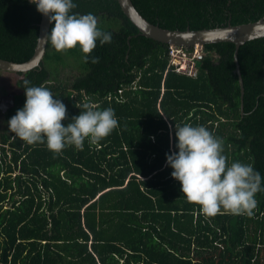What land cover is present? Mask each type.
<instances>
[{
    "label": "trees",
    "instance_id": "trees-1",
    "mask_svg": "<svg viewBox=\"0 0 264 264\" xmlns=\"http://www.w3.org/2000/svg\"><path fill=\"white\" fill-rule=\"evenodd\" d=\"M132 1L169 30L264 17V0ZM75 2L73 11L94 14L112 42H97L89 54L100 58L96 64L85 63L78 47L57 51L48 43L41 67L20 74L19 91L3 103L5 123L24 106L28 80L66 104L65 126L87 98L114 109L119 127L99 145L85 140L83 150L54 153L0 124V264H264V191L251 216H207L167 165V154L178 151L175 123L204 125L223 139L227 164H251L264 177V38L239 49L242 113L233 43L204 46L191 78L169 67V45L143 36L118 0ZM41 19L30 0H0V58L29 61ZM71 65L78 74L66 84L59 68Z\"/></svg>",
    "mask_w": 264,
    "mask_h": 264
},
{
    "label": "clouds",
    "instance_id": "clouds-1",
    "mask_svg": "<svg viewBox=\"0 0 264 264\" xmlns=\"http://www.w3.org/2000/svg\"><path fill=\"white\" fill-rule=\"evenodd\" d=\"M37 10L53 25L44 39L57 51L79 48L84 62L96 64L97 56L89 54L100 45L111 43L113 35L99 26L92 14L74 12L75 0H30ZM26 102L7 121L15 137L36 144L46 142L54 153L68 146L83 150L85 140L90 145L99 143L119 127L114 109L100 108L88 101L83 111L68 118L66 104L55 98L50 89L34 86L25 80ZM171 127V125H170ZM175 148L167 154V165L172 177L181 183V191L188 201L200 206L204 215L215 216L227 212L234 215L254 214L256 194L264 191V177L253 165L240 161L226 163L224 141L204 125L175 123ZM154 139V137H153Z\"/></svg>",
    "mask_w": 264,
    "mask_h": 264
},
{
    "label": "water",
    "instance_id": "water-1",
    "mask_svg": "<svg viewBox=\"0 0 264 264\" xmlns=\"http://www.w3.org/2000/svg\"><path fill=\"white\" fill-rule=\"evenodd\" d=\"M118 3L127 18L137 27L143 36L162 44L192 48L196 45L207 46L218 43H233L236 46L234 54L235 73L239 78L242 100L241 110L244 113L245 87L239 63V49L249 41L264 38V17L258 22L238 26L228 25L227 27L202 30H191L190 28L186 30H169L154 25L145 19L137 10L132 0H118ZM51 26L52 24L48 18L42 14L34 56L25 63H15L0 58V70L25 74L41 67L49 43L44 37L45 33L51 30Z\"/></svg>",
    "mask_w": 264,
    "mask_h": 264
},
{
    "label": "rangeland",
    "instance_id": "rangeland-1",
    "mask_svg": "<svg viewBox=\"0 0 264 264\" xmlns=\"http://www.w3.org/2000/svg\"><path fill=\"white\" fill-rule=\"evenodd\" d=\"M177 47L175 45H169V47ZM189 58L186 56L185 59ZM73 62V61H72ZM60 78L65 81L66 84H70L74 77L78 74V71L73 65L59 68ZM180 74V73H177ZM190 77V76H188ZM194 78V77H191ZM21 79V75L0 70V124L4 126L5 123V112L7 106L10 104L12 96L19 91L17 82ZM5 102L4 105L3 103Z\"/></svg>",
    "mask_w": 264,
    "mask_h": 264
},
{
    "label": "built area",
    "instance_id": "built-area-1",
    "mask_svg": "<svg viewBox=\"0 0 264 264\" xmlns=\"http://www.w3.org/2000/svg\"><path fill=\"white\" fill-rule=\"evenodd\" d=\"M204 46L169 47V67L176 73L196 78L199 75V63L205 57ZM186 56L189 58L185 59Z\"/></svg>",
    "mask_w": 264,
    "mask_h": 264
}]
</instances>
